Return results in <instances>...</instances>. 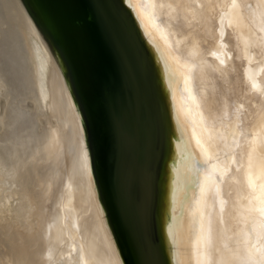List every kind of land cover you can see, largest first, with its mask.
I'll return each mask as SVG.
<instances>
[{
	"label": "bare ground",
	"instance_id": "1",
	"mask_svg": "<svg viewBox=\"0 0 264 264\" xmlns=\"http://www.w3.org/2000/svg\"><path fill=\"white\" fill-rule=\"evenodd\" d=\"M125 253L264 264V0H0V264Z\"/></svg>",
	"mask_w": 264,
	"mask_h": 264
},
{
	"label": "water",
	"instance_id": "2",
	"mask_svg": "<svg viewBox=\"0 0 264 264\" xmlns=\"http://www.w3.org/2000/svg\"><path fill=\"white\" fill-rule=\"evenodd\" d=\"M143 107H145V105L143 106ZM142 107V108H143ZM141 108V109H142ZM146 108V107H145ZM146 110V109H145ZM114 113H115V116H119V114H121V110L120 109H115L114 110ZM146 116H147V111H144V113H142L141 114V116H140V118L136 121L137 123H136V127H137V129L139 128V127H141V125L140 124H143L144 123V121H145V119H146ZM116 119H118L117 121L119 122V124H120V126L122 127V131H123V133L124 134H126V133H129V134H133L132 133V129H131V126L126 122V121H124L123 119H121V118H116ZM138 124H139V126H138ZM133 138V141H134V143H135V137H134V135L133 136H131V139ZM132 143V142H131ZM134 144L132 143V146H133ZM119 180V184L120 185H122L123 186V184H122V180H121V178H119L118 179ZM111 190L113 191L114 189H113V187H111ZM131 201L130 202H128L127 203V208H128V211H130V213H132L133 214V211H132V209H131ZM134 216V215H133ZM127 253H125V261L127 262V264H128V260H130L131 258L129 257L128 259H127Z\"/></svg>",
	"mask_w": 264,
	"mask_h": 264
}]
</instances>
